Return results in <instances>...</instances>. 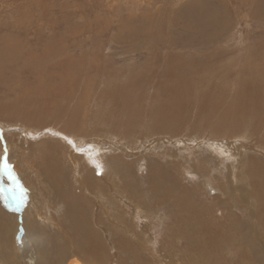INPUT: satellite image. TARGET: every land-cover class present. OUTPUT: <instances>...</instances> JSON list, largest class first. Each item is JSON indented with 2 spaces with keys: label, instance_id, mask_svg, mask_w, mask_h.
I'll list each match as a JSON object with an SVG mask.
<instances>
[{
  "label": "rangeland",
  "instance_id": "1",
  "mask_svg": "<svg viewBox=\"0 0 264 264\" xmlns=\"http://www.w3.org/2000/svg\"><path fill=\"white\" fill-rule=\"evenodd\" d=\"M248 2L0 0V156L9 155L8 138L14 149L20 146L21 135H12L20 127L73 132H61L63 140L88 133L79 151L93 149L92 157L102 152V170L108 157L120 155L119 183L133 191L121 199L118 192L107 195L119 205L124 217L118 220L121 227L129 224L128 233L95 225L102 232L98 260L81 241L71 254L63 233L55 232L54 225L65 221L59 198L68 197V206L100 193L79 188L71 163L60 175L66 188L43 187L39 175L45 177L47 163L35 152L60 147L57 135L40 138L39 147L26 144L30 157L16 149L10 162L19 159L17 168L30 183L42 184L39 204L50 202L51 221L38 225L31 214L32 225L45 238L51 235L42 252L47 264H67L72 255L80 264H264V0ZM240 157L257 174H236ZM7 181L9 188L0 181V264H35L33 241L25 247L29 256L8 246L14 235L20 241L22 219L31 211L24 205L16 210ZM100 181L108 194L112 180ZM128 197L132 206H149L136 229ZM93 199L84 202L90 216L98 202ZM66 230L76 242L73 229Z\"/></svg>",
  "mask_w": 264,
  "mask_h": 264
},
{
  "label": "bare ground",
  "instance_id": "2",
  "mask_svg": "<svg viewBox=\"0 0 264 264\" xmlns=\"http://www.w3.org/2000/svg\"><path fill=\"white\" fill-rule=\"evenodd\" d=\"M247 1V0H246ZM253 1V0H252ZM250 2V0H249ZM248 2V3H249ZM204 6V5H203ZM206 8V7H204ZM208 9V8H207ZM201 11V9H200ZM203 11V10H202ZM215 13V12H214ZM201 15V14H200ZM208 15V14H206ZM212 15V14H211ZM199 21V20H198ZM200 22V21H199ZM9 46V45H8ZM10 47V46H9ZM3 56V55H2ZM87 89V88H86ZM88 91V90H87ZM87 95V93H86ZM88 96V95H87ZM86 96V97H87ZM83 97V96H82ZM84 98V97H83ZM84 102V101H83ZM86 102V101H85ZM88 102V101H87ZM86 102V103H87ZM90 105V104H89ZM246 105V104H245ZM59 106V105H58ZM80 106V105H79ZM88 106V104H87ZM240 106V105H239ZM244 105H242L243 107ZM241 110V109H240ZM91 111V110H90ZM96 114V113H95ZM88 116V115H87ZM94 116V115H93ZM92 116V117H93ZM90 117V116H89ZM88 117V118H89ZM72 120V119H71ZM87 120V119H86ZM85 120V121H86ZM70 123V122H69ZM74 123V122H72ZM91 123V122H90ZM86 124V122H85ZM42 125V124H41ZM81 125V124H80ZM40 126V125H39ZM89 126V125H88ZM88 126L86 128L82 127L81 129H84L86 130L88 128ZM72 128V127H71ZM75 128V127H74ZM168 128V127H167ZM22 129V131H21ZM9 130V129H8ZM45 130V132H43ZM77 131V130H76ZM94 131V130H93ZM61 132L67 134V133H73V132H70L69 130H62V129H55V127L53 126L51 129H47V127H43L41 129H37V130H34L30 127H20L18 128V131L15 133V134H12V135H21L19 140H20V146H16L15 149L13 148V145H14V141H13V138H12V141H11V138H8L7 143L9 145V155H8V158L9 160L13 159L14 157H16L15 152H16V149L18 150L16 153H19V154H22V155H26V156H29L30 157V154L28 155L27 154V150H25V148H27V145H29V143H32V144H37V146L39 147V143L37 140H39L40 138H43V137H47L46 135L48 134H52L54 136L57 135V137H53V139H55L54 141L58 142V144H61L60 147L59 145H57L56 147H51V146H48V147H44V148H38V153L35 152V155H36V159L37 160H40V162H44L45 164L47 163V166L45 168V166L43 168H41V170L44 171V168L46 169V173L44 175L45 177L42 178V174L39 175V177L41 179H39L42 184H43V187H45L46 189H48L47 191H49V189L51 187H53L54 189L55 188H58L61 189L63 187L66 188V185L65 183L63 184V181L60 179V175L63 171V168L67 167V163H71V169H73V174L74 175V178L76 179V182H78L79 184V188L81 190L84 191H88V190H92L94 189V192L95 193H100V195L97 197L96 194L95 196L92 197V195L89 197L87 196L86 199H89L90 202H93V198L96 197L98 199V202H95L96 204V211L94 212V214H92L90 216V210H88L90 207L89 205H86L84 202H86V199L83 198L82 196L79 198L81 199L82 198V201L81 200H77V201H74V200H71V202L69 201L68 203V206L66 204V196H60L59 198V201L60 203H62L64 206H65V211H64V214H65V221H61L59 223H56L54 225L53 222H50L52 219H53V216L47 212V208L49 207V201H48V198L45 200H43L42 203L39 204L38 200L36 199L37 197H40V195H38V189H37V186H38V183L41 184L39 181L37 183V180H36V177H35V180H36V183L34 184H31L30 183V177H28L26 174H24V172L22 170H20L19 168H17V164L19 163V159L17 160V162L15 163L14 162V169H15V172L18 174L19 176V179L20 181L22 182V184L26 187H28V190H27V199H26V203L24 204V209L26 210L27 207L29 208V210L31 211V213L26 214V216L24 215L23 217V221H22V225H23V228H24V234H23V230L21 231V228H20V232L18 233L17 235V238L18 240L20 241H16L15 240V235H14V238L10 239L9 241V244L8 246L9 247H12V249L17 252L20 248V250L27 256H29V253L30 252H27L28 250H25V247H28L29 245H32L31 242L33 241L36 246L38 247V251L36 252L35 254V264H47L46 263V260L45 259V250L48 248V246L50 245L49 243V239L48 238H51V235L49 233H47L48 235L46 236H43L41 234V232L39 231V228L38 227H35V225L33 226L32 225V218H31V214L34 213L33 211H35V218H36V222L37 224L39 225L40 221H45V220H50L49 222L52 223L54 226H55V232L61 234L63 233V238L64 241H66V244L68 246V250H70L71 254L74 253V250L76 248H78V246L80 245V241H81V245H84L86 246V248H88V251L90 252V258H96V260H98L100 254L97 252V251H100V249H102L101 247H99L101 245V243H99V240H98V235H100L102 232H105V231H110L112 229V231H121V230H124L126 229V233H128V228H131L129 227V224H125V222L122 224L123 227H121V223L122 222H119V217L121 216L122 218L120 219H123V215H118L119 213V205L115 204L114 203V199H112V197H109L107 195H115L116 192H118V194L120 195V197L117 196V198L121 199L122 196H125V191L129 192H133L132 191V188H131V185H130V190L127 189L126 187L123 188L122 184L119 183L121 182L120 180L122 178L119 177V174H120V170L115 169V166H117V164L119 163V161L117 160L118 156L120 155H115V156H111V157H108L106 159V161H104V169L102 170V172L98 171L95 163H93V161H101L102 157H103V154L102 152H98V154L95 156V157H92V151L93 149H87L84 151V154H82L79 149L82 148V145L81 144V136H85V137H91L88 133H85L84 135H81V134H75V139L74 138H69L68 136H62V137H65L66 140H63L62 138H59V136H61ZM95 132V131H94ZM111 133L110 130H108V133ZM93 134V132H91ZM107 133V134H108ZM17 134V135H16ZM11 135V134H10ZM9 136V135H8ZM116 136V135H115ZM18 137V136H17ZM92 137H97V138H100L99 135L95 134V136H92ZM114 137V136H113ZM118 139V138H117ZM66 141V142H65ZM100 141H104L105 143H109L106 141L105 138H101ZM122 141V140H121ZM134 141V140H133ZM136 141V140H135ZM52 142V141H51ZM133 143V142H132ZM187 143V142H186ZM244 143V142H243ZM27 144V145H26ZM117 144V143H116ZM253 144V143H252ZM251 144V145H252ZM130 145H131V142H130ZM126 146H129V144H127ZM245 146H247L245 144ZM131 147V146H130ZM59 148V149H58ZM135 148V147H134ZM66 149V150H64ZM102 149V148H100ZM120 149V148H119ZM123 149V147H122ZM21 150V152L19 151ZM31 150V149H30ZM63 150L65 151L66 155L64 156H67L64 158V161H63ZM78 150V151H77ZM235 150L238 151L240 150V147L236 146L235 147ZM86 153H88V155H86ZM90 155V157H89ZM62 156V158H61ZM24 157V156H23ZM59 157L60 160H58L57 158ZM40 158V159H39ZM45 159V160H44ZM68 159V160H67ZM81 159H83V167L88 169L87 172H85L86 174L84 175L83 174V170L81 169L82 167H79L81 166ZM36 160V161H37ZM117 160V161H116ZM246 159L240 157V159H238V164H236L234 167L237 168V172L236 174H248L250 172L252 173H255L257 174L256 171H254L252 168L249 170V169H246L245 167V162ZM81 162V163H80ZM103 163V162H102ZM89 164H91L92 166H90ZM123 166H121L122 168ZM80 168V169H79ZM243 168L245 169V171L243 170ZM255 170H257L258 168L257 167H253ZM85 169V171H86ZM120 169V168H119ZM98 171V172H97ZM96 172L98 173L97 175H99V173L101 175H99L100 177H98L96 175ZM22 174V175H21ZM81 174V175H79ZM122 174V173H121ZM135 174V173H134ZM262 174V173H261ZM130 175V174H129ZM65 176V174H64ZM2 177V179H1ZM105 177H108L110 180H112V183H110L108 186L110 187L109 188V193L106 194V192L104 191H101L100 189V184H99V181L102 180V178L105 180ZM125 177V176H124ZM130 177V176H129ZM0 181L4 182L6 188L9 186V182L7 181L6 179V176H4L3 174L0 175ZM32 182V181H31ZM101 182V181H100ZM41 184V185H42ZM68 184V183H67ZM139 184V183H138ZM69 186V185H68ZM74 186V185H73ZM138 186V185H137ZM95 187V188H94ZM9 188V187H8ZM64 188V189H65ZM136 188V187H135ZM71 190V188H70ZM69 190V191H70ZM93 191V190H92ZM137 191V190H136ZM66 192V190H65ZM82 192V191H81ZM66 194V193H65ZM90 194V193H89ZM82 195V194H81ZM98 195V194H97ZM3 197H6L4 194L2 195ZM84 196V195H83ZM48 197V196H47ZM109 197V199H108ZM132 197V196H131ZM131 197H128V200H129V203H127V206L128 208L131 210L132 212V220L134 219L135 220V223H132V227H135L136 229V226H134V224L136 225L137 221L136 220L138 217H143V218H146L148 217V211L144 208H148L147 207V204L146 205H142L141 202L139 201H135V203L133 204L134 206L131 205V202L133 203V201H131ZM44 198V196H43ZM28 201V203H27ZM79 201V202H78ZM54 204V203H53ZM55 206V204H54ZM151 206V205H150ZM206 206V205H205ZM56 207V206H55ZM210 207V206H209ZM92 208V207H91ZM159 208V207H158ZM99 210H102L99 211ZM99 212L98 214V217L95 219L98 220L96 223L94 221V217H95V213ZM129 212V211H128ZM156 212V211H155ZM71 214H73V218L70 216ZM48 216V217H47ZM69 219L72 221L71 223H68V217ZM130 216V215H129ZM104 218L106 219H109V223H107ZM147 219V218H146ZM224 219V218H223ZM67 220V221H66ZM126 220V219H125ZM133 220V222H134ZM153 219L152 218H149L148 219V222L145 224L147 226V228L149 227L150 225V222L152 221ZM219 220V219H218ZM55 221V220H54ZM147 221V220H146ZM67 222V223H66ZM139 222V221H138ZM16 226L18 228V225L20 222H16ZM192 223V222H191ZM214 223V222H213ZM230 223V221L228 222ZM226 223V224H228ZM232 223V222H231ZM92 224L94 226H92ZM182 224V223H181ZM189 224V223H188ZM210 224V223H209ZM95 225H97L98 227L100 226V228H102V232L100 233V229L96 230ZM184 225V224H183ZM221 225V224H220ZM225 225V224H224ZM223 225V226H224ZM261 225V223H260ZM262 225H264V221L262 222ZM73 226V227H72ZM110 226L111 227H114V228H111L110 229ZM170 226V225H169ZM221 226V227H223ZM234 226V224H233ZM232 226V227H233ZM10 227V226H9ZM20 227V226H19ZM177 227V226H176ZM66 228H72L73 229V232L72 234L74 235V237H76V242L74 239L70 238L68 236V233H67V230ZM146 228V229H147ZM260 228V227H259ZM95 229V230H93ZM222 229V228H221ZM233 229V228H232ZM12 230V229H11ZM142 230V229H141ZM231 230V229H230ZM125 231V230H124ZM146 231V230H145ZM193 231V230H192ZM111 232V231H110ZM202 232V231H201ZM264 232V230H263ZM21 234V236H19V234ZM57 233V234H58ZM131 233V232H129ZM143 233V232H142ZM148 233V232H147ZM17 234V233H16ZM71 234V236H72ZM83 234H87L88 238L85 236H83ZM106 234V233H105ZM223 234H224V230H223ZM77 235V236H76ZM78 235L81 237L78 238ZM9 236V235H8ZM83 236V237H82ZM107 236V235H106ZM127 236V235H126ZM135 236V235H134ZM142 236V235H141ZM150 236V235H149ZM167 236V235H166ZM103 237V236H102ZM236 237V236H235ZM107 238V237H106ZM131 238V237H130ZM137 237H135L136 239ZM60 239V238H58ZM132 239V238H131ZM8 240V239H7ZM103 240V239H102ZM21 241H23V243H21ZM112 241V240H111ZM7 242V241H6ZM104 242V241H103ZM113 242V241H112ZM116 243V242H115ZM170 243V242H169ZM80 245V246H81ZM113 245V244H112ZM119 245V244H118ZM114 246V245H113ZM112 246V247H113ZM108 247V246H107ZM116 247V244L115 246ZM114 247H113V250H114ZM119 247V246H118ZM139 247V246H138ZM43 248V249H42ZM54 248V247H53ZM52 248V249H53ZM99 248V250H98ZM109 248V247H108ZM140 248V247H139ZM123 249V248H122ZM145 249V248H144ZM48 251V250H47ZM96 251V252H94ZM107 251V249H106ZM44 252V253H42ZM48 253V252H47ZM77 253V252H76ZM93 253H98L96 256L93 255ZM102 254V253H101ZM105 254V253H104ZM113 255V254H112ZM111 255V256H112ZM118 256V255H117ZM47 257V256H46ZM116 257V256H115ZM83 258V257H82ZM94 258V259H95ZM24 259V258H23ZM29 259V258H28ZM80 258H78L76 255H72L70 257V259L68 260L67 264H80V261H79ZM93 259V260H94ZM102 259V258H101ZM111 259V258H110ZM137 259V258H136ZM156 259V258H155ZM84 260V259H83ZM127 260V259H126ZM132 260V259H131ZM129 261V259H128ZM84 262V261H82ZM81 262V263H82ZM92 262V261H91ZM160 263V262H159ZM178 263V262H177ZM176 263V264H177ZM9 264V263H8ZM66 264V263H65Z\"/></svg>",
  "mask_w": 264,
  "mask_h": 264
},
{
  "label": "snow or ice",
  "instance_id": "3",
  "mask_svg": "<svg viewBox=\"0 0 264 264\" xmlns=\"http://www.w3.org/2000/svg\"><path fill=\"white\" fill-rule=\"evenodd\" d=\"M98 171L102 172V166L98 161H93ZM0 174H3L11 182L10 191L13 193V200L16 202L18 210L21 205L26 203L27 191L19 179L18 174L15 172L14 165L10 162L6 155L0 156ZM23 243V241H21Z\"/></svg>",
  "mask_w": 264,
  "mask_h": 264
},
{
  "label": "water",
  "instance_id": "4",
  "mask_svg": "<svg viewBox=\"0 0 264 264\" xmlns=\"http://www.w3.org/2000/svg\"><path fill=\"white\" fill-rule=\"evenodd\" d=\"M22 230H23V229L21 228V231H22ZM21 234H22V233H20L19 236H21Z\"/></svg>",
  "mask_w": 264,
  "mask_h": 264
}]
</instances>
